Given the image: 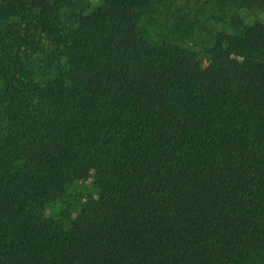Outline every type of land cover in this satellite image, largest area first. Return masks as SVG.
Wrapping results in <instances>:
<instances>
[{
	"label": "trees",
	"instance_id": "16d2710c",
	"mask_svg": "<svg viewBox=\"0 0 264 264\" xmlns=\"http://www.w3.org/2000/svg\"><path fill=\"white\" fill-rule=\"evenodd\" d=\"M86 1L0 0V264H264V24L206 65L141 30L264 0Z\"/></svg>",
	"mask_w": 264,
	"mask_h": 264
},
{
	"label": "rangeland",
	"instance_id": "374dc122",
	"mask_svg": "<svg viewBox=\"0 0 264 264\" xmlns=\"http://www.w3.org/2000/svg\"><path fill=\"white\" fill-rule=\"evenodd\" d=\"M97 6L98 0H87ZM203 13L191 14L186 20H161L159 16L145 12L142 17L141 30L153 43L171 42L185 47L198 56L202 65H206L205 50L211 45L212 37L218 32L240 35L241 29L232 24L233 16L239 17L246 25L253 22L264 24V11H259L252 2L251 8L237 13L214 6H204ZM97 191L92 179L76 182L67 187L64 196L45 205L44 213L48 220L58 221L66 229L85 206L89 197H96Z\"/></svg>",
	"mask_w": 264,
	"mask_h": 264
}]
</instances>
